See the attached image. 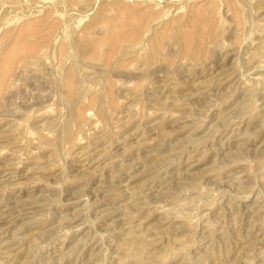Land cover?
<instances>
[{"label":"rangeland","instance_id":"374dc122","mask_svg":"<svg viewBox=\"0 0 264 264\" xmlns=\"http://www.w3.org/2000/svg\"><path fill=\"white\" fill-rule=\"evenodd\" d=\"M0 264H264V0H0Z\"/></svg>","mask_w":264,"mask_h":264},{"label":"bare ground","instance_id":"6f19581e","mask_svg":"<svg viewBox=\"0 0 264 264\" xmlns=\"http://www.w3.org/2000/svg\"><path fill=\"white\" fill-rule=\"evenodd\" d=\"M12 54V53H11ZM15 54V53H14ZM9 55V54H8ZM14 55H11L9 58L11 59L12 57H13ZM6 69H7V67H6Z\"/></svg>","mask_w":264,"mask_h":264}]
</instances>
